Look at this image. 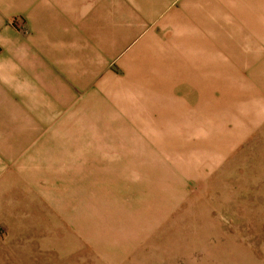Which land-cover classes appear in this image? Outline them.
<instances>
[{
	"label": "rangeland",
	"instance_id": "374dc122",
	"mask_svg": "<svg viewBox=\"0 0 264 264\" xmlns=\"http://www.w3.org/2000/svg\"><path fill=\"white\" fill-rule=\"evenodd\" d=\"M148 1L151 42L163 46L152 52L173 59L176 1ZM220 1L228 6L215 0V29L228 40L245 36L249 53L232 59L244 73L222 57L212 70L203 63L182 74L184 64L152 57L150 79L137 78L144 65L136 64L132 80L119 64L118 98L131 99L121 93L133 87L134 105L150 108L161 126L142 125L140 113L122 127L79 128L86 141L67 145L86 155L81 170L48 158L18 168V183L72 185L71 221L65 234H22L21 223H0V264H264V0L252 7L256 24L240 5L253 0ZM254 40L261 56L251 54ZM143 91L150 103L138 104ZM106 110L88 112V122L113 114Z\"/></svg>",
	"mask_w": 264,
	"mask_h": 264
},
{
	"label": "crops",
	"instance_id": "0c3cea01",
	"mask_svg": "<svg viewBox=\"0 0 264 264\" xmlns=\"http://www.w3.org/2000/svg\"><path fill=\"white\" fill-rule=\"evenodd\" d=\"M173 1L180 27L175 34V58L167 59L166 52H152V47L163 46L151 42L146 26L152 16L148 0H139L137 6L134 1L120 4L119 0H0V223L19 222L22 234H65L63 224L71 221L72 185L64 181L56 187L18 183V168L24 171L33 160L38 167V159L48 158L53 162L65 159L72 166L81 164V170L86 155L72 153L67 145L86 141L79 128L122 127L140 113L142 125L148 120L149 128L161 126L152 122L150 108L134 105L133 87L121 93L131 95V99L118 98L119 78H124L119 64L130 77L125 78L132 80L136 64L144 65L137 78L150 79L152 57H156L154 61L184 64L178 73L190 67L198 71L203 63L212 70L216 64L212 60L222 57L228 62L231 59L229 64H235L236 73H244L232 59L234 54L249 53L247 40L237 35L235 42L222 30L216 32L215 0ZM218 1L224 8L228 6ZM258 2L240 4L254 24L258 14L252 7ZM247 10L251 12L247 14ZM251 47V54H257L255 40ZM138 95V104L150 103V99L145 101L144 91ZM104 109L113 114L88 122V112ZM109 136L113 142L115 134ZM114 154L116 158L134 157ZM74 174V179L81 177Z\"/></svg>",
	"mask_w": 264,
	"mask_h": 264
}]
</instances>
